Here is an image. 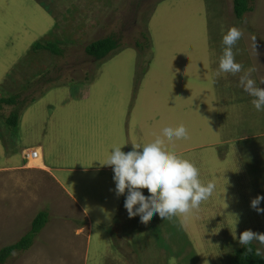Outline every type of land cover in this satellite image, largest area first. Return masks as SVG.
<instances>
[{"label": "rangeland", "instance_id": "obj_1", "mask_svg": "<svg viewBox=\"0 0 264 264\" xmlns=\"http://www.w3.org/2000/svg\"><path fill=\"white\" fill-rule=\"evenodd\" d=\"M249 6L252 11L237 19L232 0H0L4 152H12L10 143L30 144L51 113V141L66 125L101 130L99 117L108 114L114 125L108 135L125 153L162 135L165 126L183 124L187 138L166 140L167 146L195 164L203 183H216L187 219L154 214L142 223L138 215L129 218L126 194L117 197L107 168L106 182L98 173L83 180L82 191L93 199L85 207L88 220L72 200L46 186L16 203L17 194L3 187L8 166H0V250L23 238L39 213L48 214L32 246L4 264H231L241 233L264 234V213L251 207L264 196V111L256 110L255 97L240 83L252 69L250 78L264 87V0H249ZM232 27L242 32L233 46L242 65L236 74L219 70L223 36ZM111 36L119 47L104 60L86 54L90 43ZM49 41L63 54L32 51ZM85 89L91 99L66 101ZM11 99L16 103H2ZM12 113L19 114L16 130L5 123ZM55 113L72 123L65 119L63 125ZM15 173L29 183L50 179L25 169ZM258 207L264 209V201ZM252 244L264 253V244Z\"/></svg>", "mask_w": 264, "mask_h": 264}, {"label": "clouds", "instance_id": "obj_2", "mask_svg": "<svg viewBox=\"0 0 264 264\" xmlns=\"http://www.w3.org/2000/svg\"><path fill=\"white\" fill-rule=\"evenodd\" d=\"M242 32L232 27L223 36V55L220 58L219 70L224 73H240L242 65L235 60L233 46L241 38ZM253 70H247L240 78L245 92L255 97L253 105L257 111H264V87L257 86L250 78ZM188 131L181 124L171 125L162 129V135L156 136L148 143L135 144L132 150L125 153L124 146H114L110 149L104 166L113 170L115 194L125 196L124 207L129 218L139 216L142 223L157 214L162 219L182 216L187 219L194 209L209 199L216 190V183L201 181L199 169L189 159L181 157L170 150L166 140L186 139ZM40 159V156H39ZM147 189V195L142 192ZM264 196H257L251 201V207L258 213H264L259 208ZM253 241L264 244V234L246 230L240 234L241 245H250ZM251 251V248H248ZM257 256L264 255L257 250Z\"/></svg>", "mask_w": 264, "mask_h": 264}, {"label": "crops", "instance_id": "obj_3", "mask_svg": "<svg viewBox=\"0 0 264 264\" xmlns=\"http://www.w3.org/2000/svg\"><path fill=\"white\" fill-rule=\"evenodd\" d=\"M195 60L201 63L204 62L199 60L198 57H196ZM91 92L90 89L82 90L81 95L76 98L70 96L66 101H80L79 99L89 100L92 97ZM64 103L69 104V102H63L62 104ZM194 108L195 111H198L196 106H194ZM103 109L109 110L108 107H103ZM53 117L61 121L63 125L64 120L68 118L67 116V118L63 119L62 116H58L56 113ZM51 118L52 113L48 115L44 124V129L37 131L35 139L32 140L30 144L22 145V142L20 143L19 141L14 143L15 145L10 143L9 148L10 151H12L10 154L8 153L9 150L4 152V150L1 149L4 147L2 143H0V158H3L2 161H0V166H8L2 170L3 182H5L3 187L7 190L8 194L11 193V195L14 196L17 194L15 199L16 203H18V197L20 199L24 197L33 198L34 194L45 192L46 190L44 187L46 186L48 189H52L53 192L58 191L64 199L72 200L70 204H72L74 210L78 206L83 214L88 217V220H90L89 212L85 207L91 205V200L93 199L86 195V190L82 191L81 186L83 185V180L85 181L90 173L101 174L104 177L102 180L103 183L106 182V174L104 171L107 168H112L104 166L103 164L107 161L110 149L116 146L113 137L108 135V132L112 131L114 128L113 119H110L108 114L99 117V119L103 121L99 126L104 127L101 130H96L91 124L79 127L75 124L66 125L67 128H65V126L62 128L64 134L59 135L56 141H51L56 127V125L51 123ZM68 121L72 123V120ZM117 141L119 145L121 143L120 139ZM64 143H66V145ZM60 146L67 147L65 149H59ZM71 146L75 149L72 150V153L70 152ZM33 151H38V156H40V159L35 162L32 161V159L29 161L27 158L29 153ZM95 160H97V162H95ZM20 169L48 176L50 178L46 181L48 185L46 183L38 184L36 183V179H33V181L29 183L26 178L24 180L23 176H19L18 173H15L16 170ZM4 189L2 191L3 195L7 197ZM59 193L55 192V194Z\"/></svg>", "mask_w": 264, "mask_h": 264}, {"label": "trees", "instance_id": "obj_4", "mask_svg": "<svg viewBox=\"0 0 264 264\" xmlns=\"http://www.w3.org/2000/svg\"><path fill=\"white\" fill-rule=\"evenodd\" d=\"M233 1V13L237 19L241 18L242 15L246 12L252 11L251 6H249V0H232ZM140 46V45H138ZM119 47V44L113 36L106 37L90 43L85 48L86 54L91 57L94 61L101 62L104 60L110 53L116 51ZM33 52L46 51L55 56L63 54L62 46L58 43L47 42L42 44L40 42L35 43L32 46ZM2 103L5 105H13L16 103L15 100H2ZM2 107L0 106V109ZM19 114L12 113L6 120V126L11 130H16L18 127ZM48 221V214L45 212L39 213L33 223L31 230L21 238L17 243L7 246L0 250V264H4L8 258L14 252H24L28 250L32 244L33 239L38 235ZM248 248H251V251H248ZM258 248L254 244L242 245L238 250H236L231 264H264V255L257 256ZM262 253V252H261ZM264 254V253H262Z\"/></svg>", "mask_w": 264, "mask_h": 264}, {"label": "built area", "instance_id": "obj_5", "mask_svg": "<svg viewBox=\"0 0 264 264\" xmlns=\"http://www.w3.org/2000/svg\"><path fill=\"white\" fill-rule=\"evenodd\" d=\"M27 158H28L29 161L31 159H33V160L39 159L38 152L37 151H33V152L29 153Z\"/></svg>", "mask_w": 264, "mask_h": 264}, {"label": "bare ground", "instance_id": "obj_6", "mask_svg": "<svg viewBox=\"0 0 264 264\" xmlns=\"http://www.w3.org/2000/svg\"><path fill=\"white\" fill-rule=\"evenodd\" d=\"M37 152H38V151H37ZM38 153H39V152H38ZM36 160H39V159H36ZM36 160H33V159H32V161H34V162H35Z\"/></svg>", "mask_w": 264, "mask_h": 264}]
</instances>
